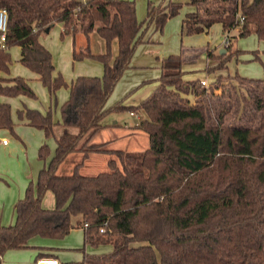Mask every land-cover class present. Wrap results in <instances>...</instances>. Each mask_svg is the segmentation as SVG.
Here are the masks:
<instances>
[{"label":"trees","instance_id":"1","mask_svg":"<svg viewBox=\"0 0 264 264\" xmlns=\"http://www.w3.org/2000/svg\"><path fill=\"white\" fill-rule=\"evenodd\" d=\"M188 1L196 8L185 18L188 35L220 23L229 40L210 72L226 69L240 54L233 49L232 30L239 27V37L256 34L264 41V0ZM0 7L9 15L6 47L0 43V74L9 71V49L20 46L22 64L40 76L52 97L66 83L61 74L54 75L52 53L40 36L62 23V37L82 32L89 41L96 31L106 42L99 54L89 43L74 49V60H98L104 74L72 82L59 134L51 110H19L20 119L54 136L57 147L17 201L16 222L0 225V264L8 250L29 248L36 236L62 239L81 227L83 258L65 264H264V78L220 74L206 86L186 81L182 55H170L162 62L160 85L148 98L138 105L107 107L142 42L145 21H139L134 1L0 0ZM182 7V2H150L147 24L162 30ZM208 56L216 59L212 52ZM184 93H192L196 102ZM21 94L36 96L27 79L0 75V96ZM127 111L142 114L139 128L148 134L144 151L92 142L109 114ZM3 128L13 131L14 122L11 105L0 101ZM49 151L43 144L39 157L45 160ZM75 152L82 158L73 173L59 174ZM94 154L111 157L108 170L82 173ZM48 191L55 195L53 209L42 204ZM87 246L111 250L87 252Z\"/></svg>","mask_w":264,"mask_h":264},{"label":"crops","instance_id":"2","mask_svg":"<svg viewBox=\"0 0 264 264\" xmlns=\"http://www.w3.org/2000/svg\"><path fill=\"white\" fill-rule=\"evenodd\" d=\"M135 2L136 5V12L137 17L139 21H145V24L143 26L142 30V42L138 45L134 56L132 58V62L130 64V68L126 70L123 77L118 82L116 88L114 89L113 93L111 94L108 102L107 107H111L114 105V103L122 102L124 105L131 106V105H138L143 100L148 98L156 88L160 85V77L162 74V62L165 58H167L170 55H182L184 64L183 69L185 70L186 64L189 65V68L192 69L199 68L198 71L200 73H196L194 75L189 76L187 74L188 71L185 70L184 79L186 81L191 82H202L207 81L209 84L212 83L213 80L216 79V77L220 74H223V71L218 70L216 72H210L209 68L212 66H215L218 64V61L215 59H211L208 56V52H212L214 55L221 54V51L224 50V41L226 39V34L223 31L222 24L216 23L212 27H210L208 30L204 31L201 34L198 35H187V30L185 27V18L186 15L190 12H193L196 10L194 6L189 4L188 0H132ZM182 2L183 7L180 10V13L169 19L164 26L162 30H158L156 28L155 23H147V15H148V4L150 2H153L155 5L162 4L167 5L168 2ZM219 26V27H218ZM55 27H58V31H56L61 36V43L63 49H64V57L66 56L67 60H72L74 64L77 65H84L85 60H74V49L76 48V42L77 39L79 40L78 48L84 47L88 43L94 53L96 52V49L94 50V45L91 41H95V43L98 45L99 52L106 51V42L103 38L100 37L98 32L94 31L91 33L89 41L87 37L83 33H77V34H67L66 36L62 37L63 32V24L57 23L50 31L45 33V36L40 37L41 43L48 48L51 52L55 51L56 48L55 45H57L56 39H51L50 34L52 33L53 29ZM214 28L215 31L219 32V30L222 32L223 37L225 39L223 40V43H219V46H210L205 49V47H202V45H205L204 43L208 40H212V31ZM240 31V28H236L235 30H232L230 32V36H234L235 34H238ZM217 32V33H218ZM216 33V35H217ZM256 37L257 35L254 34ZM258 38V37H257ZM82 39V41H81ZM208 43V42H207ZM232 43V42H231ZM71 44V45H70ZM17 50H19V55L17 58L18 64L15 65L14 70L10 73H4L2 72L0 75L4 78H13V77H26L28 79L33 80H40V76L22 64L21 58H22V50L20 46L16 47ZM113 49H115V52L118 51V44L117 42H114ZM98 52V53H99ZM206 52V53H205ZM53 53V52H52ZM53 56V54H52ZM206 57L204 60L203 58ZM93 63H88L90 65L89 70L83 71V69L77 73V76L75 78H72V82L79 76H102V64L98 63L96 61H92ZM54 63V61H53ZM55 65V64H54ZM83 68V67H80ZM204 73H201L203 71ZM230 70V69H229ZM197 71V70H194ZM233 73H236L232 70H230ZM59 71H57L56 65H55V72L54 75H58ZM72 84V83H71ZM122 89L120 93H117V90ZM146 87L144 91H142L141 96L132 97V91L134 89H139ZM61 97L65 99V101L68 100L70 95V88L65 89L64 91H60ZM190 96V95H189ZM25 98V95H18L15 97L11 96H0V101L9 103L10 105H13L15 103L13 100L15 98ZM112 98L111 105H109L110 100ZM24 107H22V106ZM29 103L22 104H16V106L22 107L20 110L29 108ZM12 109V108H11ZM33 109V108H32ZM124 113H129L130 116L135 117L132 118H126ZM110 115H113L115 118L114 122H111L109 119L106 120V118ZM105 119V127L102 128L94 137L93 142L96 143H103V142H118L119 139H122L124 136H129L132 139H134V136L138 137H145L142 132L141 128H139V121H138V115L132 114V112H114L109 114ZM18 128V129H17ZM109 128H115L121 130H127V134L120 136L119 132L117 134H105V136L101 137V140L96 139V136H99L103 132H106L109 130ZM21 129V131H20ZM63 130L61 127L58 134ZM113 130V129H111ZM142 131V132H141ZM19 132V133H18ZM13 134L15 136L16 144L11 142V140L8 138L7 134ZM28 133L31 134V137L34 138H27L26 135ZM23 135L26 137V141L23 140ZM29 134V135H30ZM6 139L7 143H3V140ZM28 142L29 144H27ZM49 142V137L46 136L44 130H40L35 128L34 126H31L28 124L27 120H22L19 118V123L14 126L13 131L9 130L7 128L0 129V148L4 147L5 149H9V153L13 151L14 148L19 149L26 153L27 160L23 165L22 169V181L20 185H18L17 188L8 185L7 191L4 193L2 197H0V225L8 226L14 224V221L16 219V210L15 205L17 201L24 197L26 193V187L28 183L30 182H36L40 169H31L29 165L31 164L30 161H37L39 160V149L40 147ZM14 145V146H11ZM57 145V143H56ZM11 146V147H10ZM30 146V150L28 147ZM9 147V148H8ZM117 147L120 148V145H117ZM21 148V149H20ZM25 149V150H24ZM30 153V154H29ZM29 155V156H28ZM30 160V161H29ZM29 161V162H28ZM5 170H1L0 172ZM1 174V173H0ZM42 204L45 208L53 209L56 206V199L53 192L48 191L42 201ZM77 236H80L81 240L83 237V246H84V228H76L71 231L69 235L62 239H52V238H44L41 236H36L30 240V247L25 249H10L8 250L3 258H2V264H35L38 258L41 257H51L50 255H54L55 257L59 258L62 263H68L70 261H81L83 258V252L81 253H73L71 256L67 252L69 247L73 245L75 242V239ZM82 246V247H83ZM111 247V246H110ZM91 246L86 247L87 252H95ZM99 249V248H98ZM70 256V258H69ZM74 259V260H71Z\"/></svg>","mask_w":264,"mask_h":264},{"label":"rangeland","instance_id":"3","mask_svg":"<svg viewBox=\"0 0 264 264\" xmlns=\"http://www.w3.org/2000/svg\"><path fill=\"white\" fill-rule=\"evenodd\" d=\"M58 29H59L58 27H55L53 29L52 33L50 34L51 39H56V42H57V45H55V47H54V48H56L55 51H52L53 53L52 52L51 53L53 54V61H54V64L56 65L57 71H59L57 74L62 75L63 80L65 81L66 85L61 87L60 89H58V91L56 92V95L52 97L50 92H49V89L42 82H40L38 80L28 79L25 77V79H27L31 88L34 90L36 96L35 97H29V96L25 95L26 96L25 98L19 97V98H15L13 100L15 103H13V105H11V108H12V118H13L14 126L19 123L18 113H19V110L22 107H24L22 105H21L22 107L16 106V104H20V103L24 104V102H25V103L31 104V106L26 105V106H30L29 108L40 110L44 114L48 113L49 110H51L52 114H53L54 122H56L58 124V127H59L58 132H59V130L63 124L61 107L65 103V99H63L61 97L62 95L60 94V91H64L65 89H69L71 86V83H72L71 79L75 78L77 76V73L80 72L82 69H83V71L89 70L90 65L88 63H93L92 61H96L98 63H101L98 60H95L92 58H86V59H83V61L84 60L86 61L85 64L80 66V65L74 64L72 62V60H70V61L67 60L66 56L64 57V53H65L64 49H63L62 45H60L62 38L56 32V31H58ZM215 29L216 28H214L213 30L211 29L212 40L211 41L208 40L207 41L208 43L205 42L204 43L205 45H202V47H205V49H207V47H209V45L215 47L216 45L219 46L220 42L223 43V40L225 39V37H223L222 32L220 30H219V32L217 31L218 32L217 33L215 31ZM78 33H80V32H78ZM216 33H217V35H216ZM194 35H198V34H194ZM41 36H45V33H43ZM190 36H193V35H190ZM234 36H236V38H231L232 46H233V49L239 50L240 54H237L231 58V60L227 63L228 67L224 70H221V71H223L222 75L223 76H229L230 75L231 77H234V75L236 73H238L239 75H241L243 77H247V78H253V79L264 78V41L259 40L254 34H251V35L246 36V37H239L238 34H235ZM81 41H82V39H81ZM78 42H79V40L77 39L76 46H75L76 48H78L77 47L79 44ZM91 42L93 43V44H91L92 48L94 45L93 49L94 50L96 49V52L98 53L99 52L98 45L95 43L94 40ZM86 46H84V47H86ZM16 47L17 46H12L9 49V52L11 54V62L9 64V71L4 72V73L12 72L14 70L15 65L18 64L17 58L19 55V50H17ZM226 47H228V46H226L224 43V49H226ZM79 49H80V47H79ZM113 51H114V54H116L115 49H113ZM99 53H101V52H99ZM221 54L216 55V60L218 59L217 57H219ZM257 54H258L259 58H256ZM203 59L205 60L206 57H204ZM217 61L219 62V60H217ZM101 64L103 65V63H101ZM189 65H191V64H186V68H185V70L188 71L187 74L189 76L194 75L196 73H200V71H198L199 68L192 69L191 67L189 68ZM80 67H83V68H80ZM102 68H103V70H102V76H103L104 65L102 66ZM229 69L236 72V73L231 72ZM185 70L183 69L184 74H185ZM194 70H197V71H194ZM201 73L205 74L204 69H203V71H201ZM102 76H100V77H102ZM215 80H213L212 82H214ZM208 85H210V84L208 83L206 86H208ZM120 87H122V86H119V90H117V93H120L122 91V89L120 90ZM145 89H146V87L134 89V91H132L131 96L137 97V99H138V96H141L142 91H144ZM220 93L221 92L219 91L217 94H220ZM183 96L185 98L189 99L192 103H195L197 100V98L192 93H189V94L184 93ZM111 102H112V98L110 100L109 105H111ZM123 115H125L126 118H132V119L135 118V117L130 116L129 113H124ZM136 115H138L137 119L140 123L142 120V118H141L142 114L136 113ZM108 119L111 122L115 121V118L113 117V115L108 116L106 118V120H108ZM111 129H113V130H111ZM121 129L122 128H119L118 130L115 128H109V130H107L106 132H103L102 134H100L99 136H96L95 138L96 139L100 138L99 140H101V137L105 136L106 133L107 134L111 133V135L117 134V136H119L120 134H121L120 136L127 134V132H128L127 130H125V129L121 130ZM40 130H42V129H40ZM20 131H21V129H20ZM117 131H120L119 135H118ZM142 133L145 136L144 138L134 136L135 138L132 139L129 136H124L122 139H119L118 142H109L108 146L114 147V148H119V147H117V145H120V148H122V149H126V150L133 151V152H142L145 150L146 146L148 145V134L145 131ZM29 134L30 133H28V135H26L27 138L31 137V134L30 135ZM7 135H8V138L11 140V142L13 141V143L16 144L15 136L11 133H9ZM20 136H23V135L20 134ZM26 137H24V136L22 137L24 141H26ZM31 138H34V137H31ZM26 143L29 144L28 142H26ZM47 144L49 145V148H50L48 157L45 160H43L39 157V160H37L36 162L29 160L31 163L29 165V167L31 169L44 168L45 166H47L49 164V162L51 161V159L55 155L56 147H57L55 137L50 136L49 142ZM11 146H14V145H11ZM28 149L30 150V146L28 147ZM81 158H82L81 153H78V152L72 153L67 158V160L60 166L58 173L59 174H71V173H73L75 165L81 161ZM109 158H111V157L107 154L91 155L89 157V159L86 161V164L82 167L81 172L84 174H88V175H96L99 172L108 170L107 162H108ZM26 160H27L26 153H24L23 151H21L19 149L14 148L13 151L11 153H9V149H5L4 147L0 148V169L5 170V172H3V171L0 172L1 173L0 174V197H2L4 195V193L7 191L9 184L15 188H17L18 185H20V183L23 179L22 178V175H23L22 169H23V165L26 162ZM118 165H120V163H118ZM29 184L30 183H28L27 187L29 186ZM27 187H26V190H27ZM15 222H16V219H15L14 223ZM82 246H83V237L81 240L80 236H77L75 239V242L73 243V245H71L69 247L70 249H68L67 252L69 253L70 256L73 253H81L80 249L82 248ZM93 249L95 250V252H101V251L105 252V251H110L111 247L110 246H104V247H100L99 249L92 248V250ZM70 256H69V258H70ZM71 260H74V259H71ZM70 262H72V261H70ZM73 262H79V261L75 260ZM35 264H36V262H35Z\"/></svg>","mask_w":264,"mask_h":264},{"label":"built area","instance_id":"4","mask_svg":"<svg viewBox=\"0 0 264 264\" xmlns=\"http://www.w3.org/2000/svg\"><path fill=\"white\" fill-rule=\"evenodd\" d=\"M8 22H9V15L8 10L6 8L0 7V43L2 44V47H6V37H7V31H8ZM244 22V17L240 16V23L242 24ZM225 45H229V40L226 38L224 41ZM203 85H207V81H202ZM132 114H135L132 112ZM3 143H7V140L4 139ZM101 231H104L102 228ZM36 264H64L60 261L57 257H41L37 259Z\"/></svg>","mask_w":264,"mask_h":264},{"label":"water","instance_id":"5","mask_svg":"<svg viewBox=\"0 0 264 264\" xmlns=\"http://www.w3.org/2000/svg\"><path fill=\"white\" fill-rule=\"evenodd\" d=\"M48 31H49V30H47V32H48ZM225 52H226V50H225V49L221 51V53H222V54H224Z\"/></svg>","mask_w":264,"mask_h":264}]
</instances>
